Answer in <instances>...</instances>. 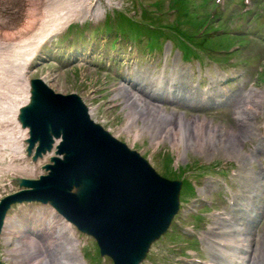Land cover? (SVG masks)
Masks as SVG:
<instances>
[{"label":"rangeland","instance_id":"rangeland-1","mask_svg":"<svg viewBox=\"0 0 264 264\" xmlns=\"http://www.w3.org/2000/svg\"><path fill=\"white\" fill-rule=\"evenodd\" d=\"M260 2L264 4V0ZM170 4L171 0H113V8H106L105 17L99 22L70 26L74 31H83L84 27L82 37H90L86 44L97 45L90 56H87L89 49L86 47L85 61L71 62L74 58L65 54L68 50L55 42L53 48L48 45L45 50L50 54L43 55L46 61H36L42 64L34 66L31 78H48L50 75L48 82L53 89L63 94L77 93L93 109V118L139 152L158 174L187 180L194 188V196L184 192L185 185L182 193L185 196L184 212L188 202H194L198 204L195 216L201 222H241L246 232L242 236L252 240L253 264H264V36L259 35H264V17L254 24L256 28L250 27L257 34L244 36L243 42L233 41L240 47L237 54L229 56L228 51L212 52L195 46L200 58L192 57L190 63L180 60L181 52L168 40L162 43L163 52L159 57L145 52L144 44L137 46L127 38L128 35L122 38L116 33L118 38L114 36L115 32L106 33L103 29L107 17L111 19L114 13H117L119 23L109 20L114 24L112 28L128 29L130 25L124 17L134 16L133 19L141 20L144 7L149 9L151 20L166 25L176 19L169 11ZM135 9L136 17L132 13ZM253 9L251 5L249 10ZM237 11L244 13L240 0L229 6L223 23L225 32L231 36H241L249 29L248 19L229 21V15ZM260 12H264L263 5L258 8ZM23 22L27 23V18ZM98 27L99 33L95 31ZM108 28H111L110 24ZM69 34L72 32L64 38ZM120 38L124 40L117 41L115 51H111L108 42ZM151 41L148 37V43ZM76 43L77 40L73 44ZM131 44L140 50L138 62L129 61ZM104 45H107L106 50L98 47ZM71 49L74 51L72 45ZM121 56L125 59H119ZM130 64L134 67L137 64L140 72L129 75L130 80L124 81L122 77L126 78ZM160 75L164 83L171 78L174 80V89H171L174 101L168 102L161 86L162 92L154 91ZM227 80L230 82L224 86ZM134 83L138 84L136 89H141L139 94L143 102L137 103L130 98L129 87ZM146 93L155 100L145 97ZM202 94L220 98L206 106L201 100ZM178 121L184 141L177 148L176 139H172L165 128L171 124L177 126ZM197 122L203 123L201 137L196 136ZM125 128H130L129 132ZM235 138L238 143L234 144ZM169 159L172 161L168 163ZM20 212L22 210L16 208L12 213L18 217L13 231L9 230L11 236L0 240L2 264H112L110 259L100 256L93 239L73 227L51 220L49 208L41 211L35 205L26 213ZM195 216L187 218L186 222H196ZM226 216L230 221L222 220ZM183 218L179 217L178 221L184 222ZM8 237H11L9 241ZM35 240L39 247L34 245ZM184 240L176 231L174 235L168 234L153 246L144 264H174L178 257L176 253L183 255L190 248ZM188 242L193 244L191 240ZM170 246L181 251L170 252Z\"/></svg>","mask_w":264,"mask_h":264},{"label":"water","instance_id":"water-1","mask_svg":"<svg viewBox=\"0 0 264 264\" xmlns=\"http://www.w3.org/2000/svg\"><path fill=\"white\" fill-rule=\"evenodd\" d=\"M19 121L30 130L29 155L37 157L60 138L53 165L40 180H17L25 190L0 203V233L13 204L50 203L81 232L94 237L114 264H141L179 210L181 182L159 176L138 153L91 120L75 95L31 81L30 103Z\"/></svg>","mask_w":264,"mask_h":264},{"label":"bare ground","instance_id":"bare-ground-1","mask_svg":"<svg viewBox=\"0 0 264 264\" xmlns=\"http://www.w3.org/2000/svg\"><path fill=\"white\" fill-rule=\"evenodd\" d=\"M112 7L113 0H0V178L11 173L35 176L41 172L43 162L57 154L60 138L54 140L51 151L36 164H29L22 155L27 131L17 121L19 109L29 100L30 76L42 47L73 23H97L104 18L106 8ZM25 18L27 23L23 22ZM44 80L48 82L50 75ZM130 98L137 103L143 102L135 89ZM89 112L93 117V109L89 108ZM202 125L197 122L195 126L197 137H201ZM165 129L172 139H176L177 148L181 147L184 141L182 128L171 124ZM129 130L125 128L126 132ZM232 143H238L237 138ZM55 220L68 227L71 225L60 216ZM6 222L4 237L13 229V218L9 216ZM34 243L36 247L40 246L36 240Z\"/></svg>","mask_w":264,"mask_h":264},{"label":"trees","instance_id":"trees-1","mask_svg":"<svg viewBox=\"0 0 264 264\" xmlns=\"http://www.w3.org/2000/svg\"><path fill=\"white\" fill-rule=\"evenodd\" d=\"M199 26V25H198ZM254 31H256L255 29H253ZM259 35H262V36H264L263 34H259Z\"/></svg>","mask_w":264,"mask_h":264}]
</instances>
